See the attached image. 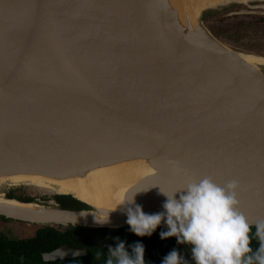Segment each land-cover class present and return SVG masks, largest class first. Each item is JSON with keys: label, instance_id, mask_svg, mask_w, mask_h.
<instances>
[{"label": "water", "instance_id": "obj_1", "mask_svg": "<svg viewBox=\"0 0 264 264\" xmlns=\"http://www.w3.org/2000/svg\"><path fill=\"white\" fill-rule=\"evenodd\" d=\"M231 3L238 5L211 19L264 9V0L207 8L196 32L181 33L175 20L161 17L159 0H0V33H9L24 13L31 16L18 58L11 65L0 60L6 79L0 85V177L150 157L156 173L128 192L145 213L163 211L167 197L160 189L171 193L208 177L221 186L237 182L239 211L254 228L264 220V71L229 58L217 43L262 55L221 39L203 17ZM22 185L34 199L39 192L76 206L40 205L48 210L75 218L97 211L71 193L26 183L2 188ZM123 209L108 212L105 222L41 220L1 207L0 215L41 226L116 229L128 226ZM82 253L62 245L40 257Z\"/></svg>", "mask_w": 264, "mask_h": 264}, {"label": "clouds", "instance_id": "obj_2", "mask_svg": "<svg viewBox=\"0 0 264 264\" xmlns=\"http://www.w3.org/2000/svg\"><path fill=\"white\" fill-rule=\"evenodd\" d=\"M237 187L235 181L221 186L205 177L189 181L171 193L160 190L167 199L162 205L163 211L153 214L145 213L134 203L135 192L131 199L126 193L115 209H103V218L98 221L105 222L109 211L124 205L130 232L139 237L151 236L163 221L166 230L159 233L160 238L175 236L178 244L189 245L194 264H264V220L255 223V231L250 236L253 226L239 211ZM253 237L258 241L255 250L250 246ZM115 240V246H107L104 264H146L141 242L126 248L119 237ZM161 264L186 262L174 248L163 257Z\"/></svg>", "mask_w": 264, "mask_h": 264}, {"label": "bare ground", "instance_id": "obj_3", "mask_svg": "<svg viewBox=\"0 0 264 264\" xmlns=\"http://www.w3.org/2000/svg\"><path fill=\"white\" fill-rule=\"evenodd\" d=\"M164 1L165 5H167V1ZM178 1L176 0V3ZM182 1L180 2L182 3ZM190 1L193 2V0ZM233 1L245 3L248 0H226V2L225 0H204L202 4L193 3L194 6L192 7V11L194 14H191V11L189 16L185 19L183 17V20L181 19L182 15L179 16V13L173 9L170 11V8H167L169 9V12L167 11L166 14L162 11L163 16L161 17L169 16L175 20L174 25L181 33H186L187 31L196 32L197 29L195 22L197 19L195 20L194 18H198L202 10L220 6V3L222 2H224V4H228ZM159 2L162 5L164 4L163 0H159ZM171 2L173 3L174 1L172 0L170 3ZM180 2H178V4ZM176 3L171 4V8L173 5L176 6ZM182 6H184V4H182ZM181 8L183 9V7ZM176 10H178V8ZM30 17V15L26 17L24 13L20 18H18L17 26L11 27L9 33H5L4 30L0 33V60H2V63L3 61L5 62L3 63L4 65H11L20 55L22 44L24 43L21 36L27 31V22L30 20ZM21 27H23V29H21ZM217 46L229 58L235 60L236 62L244 63V65L248 66L253 72L261 70L264 67V57L262 56L243 52H234L219 43H217ZM1 67L2 66H0V85L6 80L1 76ZM13 91H15V89H13ZM154 173H156V170L151 164L150 157H130L100 161L92 165L68 169L56 174H17L13 176H4L0 177V187L4 184L17 185L26 183L49 190H58L62 193H71L76 196V198L95 207L97 211L85 212L81 218H75L48 210V208L40 206L43 204L38 202H36L37 204H24L14 199H7L2 192H0V207L13 215H33L37 219H56L62 223L71 221L79 222L83 220V218L98 221L103 218L104 214L101 212L103 209H115L121 198L126 193L128 195V192L136 186L140 180L149 174ZM123 206L124 205L118 206L116 210L123 208ZM116 210L109 212H114ZM124 222L125 221L111 219V224L113 225H120Z\"/></svg>", "mask_w": 264, "mask_h": 264}, {"label": "trees", "instance_id": "obj_4", "mask_svg": "<svg viewBox=\"0 0 264 264\" xmlns=\"http://www.w3.org/2000/svg\"><path fill=\"white\" fill-rule=\"evenodd\" d=\"M226 19L228 20V18H222L220 22L214 23L213 31L220 38V25L223 27L228 25ZM229 26L238 32L247 30L237 24ZM250 30L261 31L257 26H252ZM56 199L62 207H76L70 200L63 197H56ZM25 200L32 201L30 198ZM162 230H166V227L158 226L151 236L139 237L129 231V226L111 229L69 225L41 227L37 234L31 238L10 239L0 233V264H104L107 246H115L116 237L125 242L126 248L137 241L141 242L145 248L146 264H161L163 257L174 248L184 257L186 264H194L191 260L190 246L178 244L175 236L161 239L159 233ZM254 231L255 228H252L250 236ZM62 244L84 249L86 254L82 257L62 261H41L40 252L53 250ZM250 246L253 250L258 247V241L254 237L251 239ZM128 250L130 251V249Z\"/></svg>", "mask_w": 264, "mask_h": 264}, {"label": "rangeland", "instance_id": "obj_5", "mask_svg": "<svg viewBox=\"0 0 264 264\" xmlns=\"http://www.w3.org/2000/svg\"><path fill=\"white\" fill-rule=\"evenodd\" d=\"M166 1H167V3H166L167 5H165V3H164L165 1L164 0H163L164 4L163 5L161 4L162 7H163V13L166 14L167 11L169 12V9H167V8H170V11H172V9H173L174 11H177L179 13V16L182 15L181 16L182 20H183V17L185 19L187 16H189L190 12L192 11V7L194 6L195 3H201L202 4L204 2V0H202V1L201 0H197V1L193 0V2H191L190 0H183V1L182 0L178 1L177 0L178 2L182 1V3L181 2L179 3L181 5H179L178 2L176 3V0H173L174 1L173 3L172 2L170 3V1H172V0H166ZM183 2H185L186 5ZM225 2H226V0H225ZM174 3H176V6L173 5L172 8H171L170 5L174 4ZM190 3H192V4H190ZM250 3L253 4V5H258L261 2L254 1V2H250ZM182 4H184V6H182ZM220 4L223 5L224 2H222ZM221 5L217 6V7H214V8L221 7ZM237 5L238 4H236V3H231L227 7L219 8V10H217V11H215V10L214 11H205L203 13V17H204V19L209 21L210 28L213 30V28H215L214 23H216L217 21L220 22V19H222V18H218V19H215V20H212L211 18L214 17L217 12H224L226 10L235 9V7H237ZM181 7H183V9ZM177 8H178V10H176ZM180 9L184 10V11H181ZM251 10H255V12H258V13L257 14L242 15V16H239V17H237V16L236 17H234V16L233 17H223V18H228V20L226 19L227 20L226 24H228V25H226L224 27L220 25V29H219L220 36H221V39H223L225 41H228L231 45H233V46H235L237 48H240L241 50H245L247 52L248 51L254 52V53H257L259 55L264 56V47H263V45H264V34H255V33H252L251 30H250V28L252 26L253 27L257 26L258 28L261 29V31L264 32V9H262V8H254V9H251ZM179 11H181V12H179ZM158 12H160V11L158 10ZM177 12H176V14H177ZM192 13H193V11L191 12V14ZM161 16H163V15H161ZM194 19L196 20L197 18L195 17ZM230 24H237V25H239L241 27H245L247 29L246 33L241 34L236 29L231 28L229 26ZM226 28H228V29H226ZM260 49H263V50H260ZM259 51H260V53L263 52V54H260ZM262 70L264 71V67L261 69V71ZM2 186L0 187V192H2L3 194L6 193L8 190L20 189V192H22L26 196L32 197L30 195L29 191L27 192L24 189L23 185L22 186H6L4 188H2ZM35 196H36L37 200H41V201L45 200L44 198H47L48 201H49L48 204H52L53 205V203H56L55 202L56 200H54V197L49 196L48 194H43V193L40 194L39 192H37V194ZM0 226L3 227L6 235H8L11 238H28V237H32V236H34L37 233V231L39 229V227L37 225H34V224H20V223H12V222L10 223V222H8L6 220H0Z\"/></svg>", "mask_w": 264, "mask_h": 264}, {"label": "flooded vegetation", "instance_id": "obj_6", "mask_svg": "<svg viewBox=\"0 0 264 264\" xmlns=\"http://www.w3.org/2000/svg\"><path fill=\"white\" fill-rule=\"evenodd\" d=\"M245 31V30H244ZM252 33H255V34H264V32H262V31H251ZM241 34H243V33H246V31L245 32H240ZM237 36V35H236ZM263 47H264V45H263ZM260 50H263V49H260ZM260 52V51H259ZM262 54H263V52H261ZM4 195H5V197H7V198H15V199H18V200H21V201H24V199H31L32 201H34V202H38V203H40V204H44V205H49L48 203H49V201H48V199L47 198H44L45 200H43V201H41V200H37V199H34V198H32V197H28V196H26L25 194H23L22 192H20V189H16V190H8L6 193H4ZM54 200H56L55 202L56 203H53V205H55V206H58V207H61V208H65V207H62L61 206V204L57 201V199L56 198H54ZM26 201V200H25ZM52 205V204H51ZM0 220H6V221H8V222H12V223H20V224H34V225H37L38 227H39V229L41 228V227H44V226H50V225H39V224H36V223H31V222H28V221H24V220H21V219H15V218H7L6 216H4V215H0ZM38 229V230H39ZM38 232V231H37ZM0 233L1 234H3L4 236H6V237H8V238H10V239H22V238H11V237H9L8 235H6V233H5V231H4V229H3V227H1L0 226ZM37 234V233H36ZM35 234V235H36ZM34 235V236H35ZM33 237V236H32ZM28 238H31V237H28ZM62 245H65V244H62ZM62 245H59L58 247H60V246H62ZM65 246H68V245H65ZM58 247H56V248H58ZM69 247H71V246H69ZM55 248V249H56ZM72 248H76V247H72ZM55 249H53V250H55ZM76 249H79V250H82L83 251V253L80 255V256H76V257H71V258H64V259H58V260H53V261H42V262H55V261H62V260H67V259H74V258H78V257H82V256H84L85 254H86V252H85V250L84 249H81V248H76ZM53 250H49V251H53ZM49 251H43V252H40V256H41V254L42 253H45V252H49ZM40 259H41V257H40Z\"/></svg>", "mask_w": 264, "mask_h": 264}, {"label": "snow or ice", "instance_id": "obj_7", "mask_svg": "<svg viewBox=\"0 0 264 264\" xmlns=\"http://www.w3.org/2000/svg\"><path fill=\"white\" fill-rule=\"evenodd\" d=\"M184 186V185H183ZM183 186H180V187H178V188H176V189H174V190H177V189H179V188H181V187H183ZM161 191H164L163 189H160Z\"/></svg>", "mask_w": 264, "mask_h": 264}]
</instances>
